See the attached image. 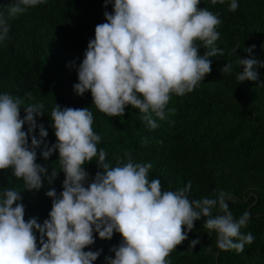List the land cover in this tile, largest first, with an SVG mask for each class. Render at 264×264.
Masks as SVG:
<instances>
[{"label": "clouds", "instance_id": "1", "mask_svg": "<svg viewBox=\"0 0 264 264\" xmlns=\"http://www.w3.org/2000/svg\"><path fill=\"white\" fill-rule=\"evenodd\" d=\"M44 2L14 0L8 5L7 13L0 14V42L8 39L10 20ZM108 3L113 0H105V7ZM199 5L200 0H114L112 13H104L106 22L96 25L88 42L74 92L80 96L90 92L92 105L106 116L121 117L130 106L139 110L149 129L159 127L157 119L166 120L176 111L167 107L172 95L192 92L210 74V58L223 55L214 46L221 20ZM237 8V0H230L229 11ZM199 44L207 49L202 55ZM254 47L245 51L251 54ZM236 63L243 68L238 82L256 81L254 68L264 67L251 55ZM231 71V63L221 69ZM32 99L31 93L23 98L0 94V170L12 169L29 191L39 190L47 173L36 163V149L47 136L37 124L44 105L28 103ZM50 121L56 143L41 155L47 160L58 152L63 190L59 195L55 189L46 193L51 211L42 224L35 217L25 220L20 190L0 191V264H93L102 250L84 249L95 243L94 234L110 240L114 233L121 243L110 249L114 258L106 256L105 264H170L167 257L202 218L204 228L216 233V246L222 251L242 252L255 239L241 232L250 213L235 219L228 205L230 193L221 190L213 198L193 200L191 182L164 191L159 179L149 180L152 164L133 162L128 152L124 161L116 159L115 166L106 162L105 150L97 147L101 136L93 130L89 108L61 109L55 104ZM37 129L39 140L33 135ZM94 158L100 170L88 183L83 166ZM56 174L52 171L49 182ZM199 243V238L191 240L188 250Z\"/></svg>", "mask_w": 264, "mask_h": 264}, {"label": "trees", "instance_id": "2", "mask_svg": "<svg viewBox=\"0 0 264 264\" xmlns=\"http://www.w3.org/2000/svg\"><path fill=\"white\" fill-rule=\"evenodd\" d=\"M92 0H45L44 3L31 7L28 10L43 15L52 16L55 20L64 22L81 13ZM5 0H0V12ZM238 8L229 11L230 0L224 3L212 4L211 0H200V8H206L217 14L221 20L217 27L219 39L230 42L248 43L255 38H264V0H237ZM86 32V31H85ZM94 38V31L75 40L74 48L84 54L88 42ZM20 51L0 50V94L5 92L19 97L31 93L33 100L44 102V115L37 119V124L42 125L47 131V136L36 149L39 165H51L61 171L58 162V152L45 160L41 153L46 147L56 143L54 130L51 126L50 113L52 108L59 105L61 109L89 108L94 117L93 130L101 136L97 145L106 152V162H111L118 157L124 161V153L131 154L133 162L145 163L148 158L165 151L180 163L187 162L196 155H202L212 160H228L238 162L250 156L254 151L264 148V115L262 103L251 95L234 92L231 96L209 97L205 87L196 86L184 96L172 95L168 108H175L174 114L169 113L166 120L157 119L159 127L149 129L142 120L139 110L130 106L125 108L121 117H109L100 113L92 105V97L87 92L82 96L69 95L64 90V84H59L49 78L46 66L36 65L34 51L28 61H23ZM237 93V94H236ZM251 100L253 101L251 104ZM167 112V109H166ZM25 113L20 115L23 119ZM230 122L231 127L220 129L224 122ZM27 131V125L23 126ZM33 135L39 140V130ZM146 141V142H145ZM30 143V140H29ZM97 158L83 167L88 173V182L94 178L98 169ZM157 168V167H156ZM12 169L0 170L7 172ZM152 172L148 177L151 181ZM204 194L213 198L210 179L205 181ZM3 190V189H2ZM1 190V191H2ZM49 190L42 189L40 201L32 207L26 192L20 193V203L25 206V220L37 218L38 223L48 219L51 211V198L46 196ZM191 199V197L189 196ZM229 209L235 219L245 213V206L237 201H228ZM250 219L241 229L244 234L251 233L255 239L250 245H245L242 252L235 250L222 251L217 248L215 232H209L203 226V218L194 222L193 230L188 233V238L170 254L178 264H260L264 260V211H251ZM215 214V211H214ZM37 243L39 244V233ZM199 238L200 243L189 251L190 241ZM95 243L84 251L102 250L101 255L93 264H105V257L114 258L110 252L113 246L120 242L112 236L110 240H101L94 234ZM211 251H208V248Z\"/></svg>", "mask_w": 264, "mask_h": 264}, {"label": "rangeland", "instance_id": "3", "mask_svg": "<svg viewBox=\"0 0 264 264\" xmlns=\"http://www.w3.org/2000/svg\"><path fill=\"white\" fill-rule=\"evenodd\" d=\"M4 3L2 11H5L0 14H6L7 6L14 3V0H5ZM113 3H108L105 7V0H92L81 13L64 22L55 20L52 16L27 10L10 20L8 39L0 42V50L12 49L16 53L19 50L23 61H28L31 52L34 51V54L37 55L35 57L36 65L46 66L49 78L59 84H64V90L68 91L69 95H76L73 85L78 83L77 68L82 62L84 54L75 50V40L82 38L89 31H94L96 25L106 22L104 13H112ZM253 45L255 47L251 54L245 51ZM214 46L223 50V55L210 58L211 72L197 86L205 87L209 97L231 96L235 91L238 92V96L247 93L262 103L264 115V67L254 68L258 74L256 81L238 82L236 79L238 73L243 71V68H240L236 63L237 59H247L251 55V58L264 64V38H255L248 43H234L218 38L214 42ZM199 47L202 55L207 49H204L202 44H199ZM234 48H236L235 52ZM226 63L232 64L230 73L221 72ZM87 94L91 97L90 92ZM251 101L252 104L256 100ZM40 102L42 101L33 99L28 101V103ZM23 112L21 109L20 115ZM229 127H231V123L228 121L220 125L221 130ZM145 163L152 164L148 176L153 172L152 178L160 180L161 188L164 191H174L191 182L189 196L193 200L201 199L206 197L204 194L205 181L210 179L213 195L223 190L232 195L233 199L229 200L230 202L237 201L243 204L246 212L264 211V148L254 151L250 156L238 162L212 160L202 155H196L183 163L172 159L166 153L165 148V151L148 158ZM115 165L116 159L112 166ZM41 166L47 169V173L42 177V187L39 190L24 189L22 179H17L13 175V171L10 170L0 172V191L5 188H15L20 190V193L25 191L32 207H36V203L38 204L40 201L42 189H55L59 195L63 190L62 184L65 178L63 172L51 165ZM52 171L57 174L49 182ZM113 237L118 243H121L118 233H114ZM181 247L183 246L178 245L176 249ZM167 259L170 264H178L171 255ZM260 264H264V260H260Z\"/></svg>", "mask_w": 264, "mask_h": 264}]
</instances>
